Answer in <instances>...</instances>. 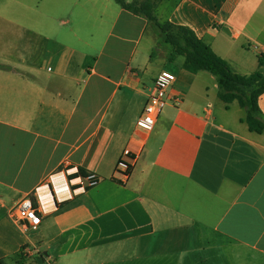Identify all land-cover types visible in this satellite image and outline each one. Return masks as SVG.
Returning a JSON list of instances; mask_svg holds the SVG:
<instances>
[{
  "label": "crops",
  "instance_id": "crops-1",
  "mask_svg": "<svg viewBox=\"0 0 264 264\" xmlns=\"http://www.w3.org/2000/svg\"><path fill=\"white\" fill-rule=\"evenodd\" d=\"M81 1H65L61 26L77 4L95 2L103 34L90 61L68 40L85 34L27 27L20 13L0 10V261L264 264V130L228 116L232 103L218 98L214 77L169 61L168 44L139 47L150 25L160 32L152 22L112 0ZM154 17L191 29L236 74L250 75L264 56V0H163ZM162 70L175 75L168 95L181 100L144 132L136 120ZM257 104L264 116V92ZM124 150L126 179L117 165ZM69 169L99 182L68 197L63 176L49 177ZM47 183L39 196L49 212L21 232L10 212Z\"/></svg>",
  "mask_w": 264,
  "mask_h": 264
},
{
  "label": "trees",
  "instance_id": "trees-1",
  "mask_svg": "<svg viewBox=\"0 0 264 264\" xmlns=\"http://www.w3.org/2000/svg\"><path fill=\"white\" fill-rule=\"evenodd\" d=\"M112 1L122 10L143 17L157 27L164 36L165 43L171 47L169 61H173L176 56H181L184 59L183 70L191 74L205 71L212 75L217 86L218 98L226 106L236 102L244 110L243 122L250 132L259 134L264 130V116L257 104L259 96L264 92V56L257 57V69L250 75L236 74L231 71L226 61L197 38L188 27L169 22L158 23L154 17V10L163 0ZM77 175L86 176L82 170H79ZM17 260L19 264L25 261L21 255H18ZM0 264H3L2 261Z\"/></svg>",
  "mask_w": 264,
  "mask_h": 264
},
{
  "label": "rangeland",
  "instance_id": "rangeland-1",
  "mask_svg": "<svg viewBox=\"0 0 264 264\" xmlns=\"http://www.w3.org/2000/svg\"><path fill=\"white\" fill-rule=\"evenodd\" d=\"M65 1L66 0H60L57 4H55L50 2L41 3L38 0H0V10L11 14L12 17L20 13L21 18L19 20L27 27L35 29L37 27H41L45 32L54 29L53 31L56 30L55 32L63 31L64 33H68L69 29H74L79 34H85L82 35L84 37L82 42L70 41V39L68 40L76 49L77 58L85 55L87 60L90 61L99 51L97 42H99V39L103 34V18L100 19L98 16L99 12L92 9L95 6V2L90 3L89 9L86 11L79 8L81 4H77V7H74V10L72 11L71 23L61 26V23H66L68 21L66 14L64 13L68 10V4ZM86 1L87 0H82L81 3H85ZM97 3L101 5V3L103 4V0H98ZM56 5H58L59 9H55ZM41 10L43 12L47 11L51 13L53 17L52 21L41 17L39 14ZM88 33H91L92 36L88 35ZM84 42L89 43L90 45L84 44ZM145 43H151L153 45L160 43L163 47L170 48L162 41L161 33L155 31L153 25H150V27L140 36L138 42L139 47ZM133 45L134 44H132V46ZM156 49L157 48L155 47L153 51L154 54H158ZM177 58L183 59L181 56H178ZM82 104H84V99L81 101V105ZM226 114L235 120L239 117L243 118L245 112L237 105L236 102H233L232 105L229 106V111Z\"/></svg>",
  "mask_w": 264,
  "mask_h": 264
},
{
  "label": "built area",
  "instance_id": "built-area-1",
  "mask_svg": "<svg viewBox=\"0 0 264 264\" xmlns=\"http://www.w3.org/2000/svg\"><path fill=\"white\" fill-rule=\"evenodd\" d=\"M175 81V75L167 70H162L154 79L152 89L148 95V100L143 108L142 113L136 120V127L144 132H149L153 129L155 122L167 104L178 105L180 103V96L178 94L168 95V90ZM132 161L129 150H124L121 160L118 162V169L123 179H126L129 173V162ZM78 171L65 170L49 177V182L54 180V177L61 175L63 180L69 185L67 191L68 197L72 194L84 193L87 189L94 187L99 178L94 174H87L85 177L77 175ZM77 175L73 177V175ZM48 182V183H49ZM42 185L35 188L31 196L23 198L15 208L10 212L11 219L18 225L21 232L26 233L29 228L36 227L40 222V215L46 214L49 210L44 207L43 202L39 196V190L43 187L48 188L49 184ZM61 200L56 198V202ZM24 250V249H23ZM22 250V253H24Z\"/></svg>",
  "mask_w": 264,
  "mask_h": 264
},
{
  "label": "clouds",
  "instance_id": "clouds-1",
  "mask_svg": "<svg viewBox=\"0 0 264 264\" xmlns=\"http://www.w3.org/2000/svg\"><path fill=\"white\" fill-rule=\"evenodd\" d=\"M64 181V184H65V188L67 191H69V185L67 184V182L65 180ZM49 196H50V201L51 203L53 204L54 201L56 200L57 198V193H56V189L54 187H52V184L50 183V188H49Z\"/></svg>",
  "mask_w": 264,
  "mask_h": 264
}]
</instances>
